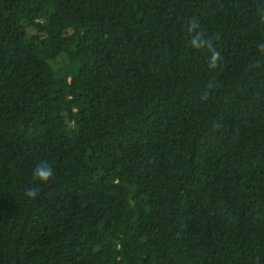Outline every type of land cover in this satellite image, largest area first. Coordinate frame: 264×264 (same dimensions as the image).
I'll return each mask as SVG.
<instances>
[{
  "label": "trees",
  "instance_id": "16d2710c",
  "mask_svg": "<svg viewBox=\"0 0 264 264\" xmlns=\"http://www.w3.org/2000/svg\"><path fill=\"white\" fill-rule=\"evenodd\" d=\"M0 264H264V0H0Z\"/></svg>",
  "mask_w": 264,
  "mask_h": 264
},
{
  "label": "clouds",
  "instance_id": "9594fccd",
  "mask_svg": "<svg viewBox=\"0 0 264 264\" xmlns=\"http://www.w3.org/2000/svg\"><path fill=\"white\" fill-rule=\"evenodd\" d=\"M198 27L196 22L191 23L189 31H194ZM191 46L196 49H202L205 46L211 51L209 59V67L215 69L218 62L221 60L220 53L216 51L209 41L204 40L200 34H196L191 40ZM206 98V97H205ZM54 176V170L47 162H42L33 170L34 185L25 190L24 195L30 199H35L39 196V184L49 182Z\"/></svg>",
  "mask_w": 264,
  "mask_h": 264
}]
</instances>
